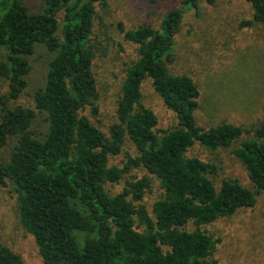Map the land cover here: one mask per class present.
Here are the masks:
<instances>
[{
    "label": "trees",
    "instance_id": "obj_1",
    "mask_svg": "<svg viewBox=\"0 0 264 264\" xmlns=\"http://www.w3.org/2000/svg\"><path fill=\"white\" fill-rule=\"evenodd\" d=\"M202 1L215 0H181L158 27L117 24L136 58L123 68L115 119L105 132L92 120L99 112L93 60L101 45L93 27L96 6L107 0H39L34 7L32 0H0V76L9 87L0 97V148L16 137L0 163V186H11L19 221L44 264H218V239L202 226L252 207L264 191V120L252 129L197 125V85L167 67L185 13L200 14ZM246 1L252 18L242 25H264V0ZM135 2L144 10L155 4ZM40 46L47 52L42 80L31 104L20 103ZM146 79L174 115L172 126L160 127L144 103ZM39 115L43 131L33 128ZM126 140L132 151L124 149ZM235 142L231 153L252 189L235 178L216 186V165L187 154L195 143L214 151ZM119 154L121 164H110ZM154 183L159 194L147 207L143 199ZM0 264L27 263L0 242Z\"/></svg>",
    "mask_w": 264,
    "mask_h": 264
},
{
    "label": "rangeland",
    "instance_id": "obj_2",
    "mask_svg": "<svg viewBox=\"0 0 264 264\" xmlns=\"http://www.w3.org/2000/svg\"><path fill=\"white\" fill-rule=\"evenodd\" d=\"M135 1L107 0L106 6H96L93 37L101 45L93 60V72L99 91V112L92 120L105 132L115 119L123 68L136 58V46L124 39L117 24L126 29L143 22L158 27L164 13L181 0H155L147 10ZM38 2L30 3L34 7ZM201 6L198 15L194 10L185 13L175 36L174 59L167 67L173 74L188 75L197 85V125L207 128L228 122L252 129L264 120V25L255 21L242 25L243 20L252 18V8L246 0H215L213 4L202 1ZM46 56V50L40 46L30 57L29 83L18 102L31 104L32 94L44 74ZM3 58L4 51L0 49V60ZM8 90V81L0 76V97ZM142 93L146 106L156 113L159 126H172L174 115L153 92L150 80L143 81ZM43 127L39 115L33 128L43 131ZM15 142L16 137L11 136L0 148V163L8 160ZM238 143L214 151L195 143L187 154L216 165L217 173L213 176L216 186L222 179L235 178L252 189L244 167L231 153ZM124 149L132 151L127 140ZM122 159L121 154L111 156L109 163L119 165ZM158 194L154 183L143 203L149 207ZM202 229L218 239L214 251L218 264H264V191L256 196L252 207L239 208L230 216L203 225ZM0 242L10 246L25 263L44 264L33 239L19 221L10 185L0 186Z\"/></svg>",
    "mask_w": 264,
    "mask_h": 264
}]
</instances>
